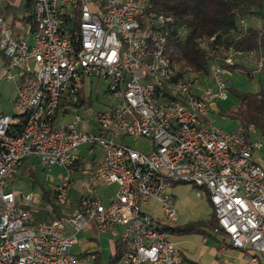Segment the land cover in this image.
Here are the masks:
<instances>
[{
    "label": "built area",
    "instance_id": "built-area-1",
    "mask_svg": "<svg viewBox=\"0 0 264 264\" xmlns=\"http://www.w3.org/2000/svg\"><path fill=\"white\" fill-rule=\"evenodd\" d=\"M150 7V0H34L26 31L15 34L0 9V78L17 79L16 115L0 112V264H76V233L90 221L98 232H116L125 247L121 264H185L168 237L169 225L143 210L156 200L165 220H175L166 186L178 182L204 190L216 219L213 231L258 264L264 163L255 154L264 143L253 124L224 130L210 116L228 97L225 66L240 52L225 51L208 75L181 68L166 46L165 27L174 18L146 12ZM92 78L105 85L104 109L79 99L80 86ZM138 135L149 139L148 151L125 144ZM81 146L99 155L87 176L72 184ZM31 156L68 169L50 186L63 216L36 219L40 197L9 188L11 171ZM97 182L116 186L106 203L91 187Z\"/></svg>",
    "mask_w": 264,
    "mask_h": 264
},
{
    "label": "trees",
    "instance_id": "trees-1",
    "mask_svg": "<svg viewBox=\"0 0 264 264\" xmlns=\"http://www.w3.org/2000/svg\"><path fill=\"white\" fill-rule=\"evenodd\" d=\"M15 1L7 0L4 7L5 13L13 14V18L19 7ZM33 3L34 0H25V14L19 18L22 25L29 24ZM150 3L151 7L146 12L165 13L171 15L175 20L173 25L165 27L167 31L166 46L170 57L181 68L208 75L211 64L219 60L228 49H234L240 53L236 54L235 59L237 60L234 59L232 64L225 66L228 73L241 71L248 77H253L254 72L259 75L264 74V0H150ZM146 12L145 14H147ZM252 18H261L263 21L261 23L260 19H257L254 26L247 24L248 19ZM241 19L244 20V24H241ZM10 22L14 26V22ZM258 23L260 24L259 28ZM180 26L186 29L183 35L177 32ZM247 55L248 58L251 55L255 59L253 69L245 65H252L244 61V57ZM240 58L243 59L239 60ZM258 66H260L259 69ZM227 93L228 96L230 93L236 96V105L223 110L218 102L216 110L212 112H216L218 116L234 118L237 120V125L243 127L253 124L258 133L255 136L264 140V87H261L257 92H238L227 86ZM80 164L81 160L78 159L75 166L78 167ZM14 169L8 177V184L14 177ZM75 181L73 179L72 184ZM71 190L72 188L70 193ZM40 200L41 203L39 202L36 207L33 206L36 219H51L64 215L50 188H43ZM209 224L212 229L216 226L213 212ZM124 250V245L115 241L111 262L120 261ZM90 253L94 255L92 264H99V252L92 251Z\"/></svg>",
    "mask_w": 264,
    "mask_h": 264
},
{
    "label": "rangeland",
    "instance_id": "rangeland-1",
    "mask_svg": "<svg viewBox=\"0 0 264 264\" xmlns=\"http://www.w3.org/2000/svg\"><path fill=\"white\" fill-rule=\"evenodd\" d=\"M24 11V6L21 4L16 13L21 16L24 14ZM11 17L12 16L9 15L7 16V19L11 21ZM257 19H260L259 22L262 23L263 19ZM257 19H248L247 24L254 26ZM26 29L27 26H25L23 29V26L19 23L18 19L14 22V34L22 33V31H25ZM232 58L234 60L236 55H234ZM242 59L243 58H240L239 60ZM244 61L252 64H245L248 68L253 69L255 67V59H253L251 55L249 58L248 55L245 56ZM226 79L228 86L237 90L238 92H257L261 87H264V74L259 75L257 72H254L253 77H248L241 71H233L226 74ZM203 84L210 86L211 81H204ZM104 87L105 85L103 84V81L99 80L98 78H92L90 82L85 80L79 89V99L84 101V106H90L92 109L97 110L104 109L109 102L107 96L103 94ZM15 88V80L12 79L5 81L4 79L0 78V111L4 112L5 114L11 115L14 113V104L12 98L14 96ZM236 103V96H234L233 93H230L227 99L221 100L219 102V105L223 110H226L229 107H234ZM70 116L71 114L68 113L63 117V119L67 120L70 118ZM210 116L212 117L214 124L224 130H230L237 125V120L234 118L218 116L216 112H211ZM125 144L143 152H146L150 149L149 139L141 135L127 136L125 138ZM80 151L83 152L82 154L84 155L85 159L91 157V155H88L86 152L85 146H81ZM97 155L98 151L95 152V156ZM255 157L259 163H264V145L261 150L256 153ZM79 166L81 167V170L82 167H84L83 163H81ZM14 171V177L10 179L11 189L17 193L32 192L40 197L43 192V188L49 189L50 186H52L61 178V176L68 172V169L65 166L59 165H42L39 157L31 156L29 158H25L22 165L14 169ZM75 176L76 174H71V177L75 178ZM91 187H93L94 193H96L98 198H100L104 203H106V201L110 198V194L114 192L115 188V186L112 184H104L101 182L93 183ZM166 188L172 194L174 198V208L180 215H189V217H192L194 214L198 217H204L207 215L209 208L208 200L204 190L201 187H195L188 182H178L167 184ZM75 196H77V190L71 191L70 200L72 203L74 202ZM40 201L35 203L33 206L36 207ZM143 210L150 213L155 219L166 222L170 227L174 225L175 221L165 220L160 209V204L156 200H150L146 205L143 206ZM86 229H84L85 232L82 230L81 232L76 233L77 239L87 234L93 237L95 240H98L100 242V247L102 249L104 258L101 264H105L108 260L109 236L98 232L92 221L89 222V228ZM172 233L173 232L169 231V236L172 235ZM81 247L82 246L80 243L74 245L71 250L72 255H77L78 253L76 251H79ZM81 261L82 260L78 258L76 262L80 263ZM85 262L90 264L89 260H86ZM92 263L93 262H91V264Z\"/></svg>",
    "mask_w": 264,
    "mask_h": 264
},
{
    "label": "crops",
    "instance_id": "crops-1",
    "mask_svg": "<svg viewBox=\"0 0 264 264\" xmlns=\"http://www.w3.org/2000/svg\"><path fill=\"white\" fill-rule=\"evenodd\" d=\"M15 3L16 5L18 4L19 6L18 8H20L21 4H23V6L25 5V0L24 2L23 0H16ZM15 3L13 4L14 6H15ZM5 5H6V2L0 6V9L2 13L6 16V18L7 16L11 15L12 16L11 21L15 22L17 19L19 21V18H21L23 15L20 16L17 13H15V17L13 18V14L5 13V10H4ZM24 14H25V11H24ZM19 23L22 25L20 21ZM22 26L24 29L25 25H22ZM23 32L24 31H22V33ZM2 63H3V58H2V54L0 53V68L2 66ZM13 80H15V87H16L17 79H13ZM13 112L14 113H12L11 116L16 115L14 109H13ZM82 153L83 152L80 151V154L82 155L80 160H81V163H83L84 167H82V170H81L80 166L79 167L75 166L72 172L70 173L71 180L76 179L77 181L78 179L84 177V175L87 176L88 172L92 169L97 156L99 155V153L97 156L93 154H88V155H91V157L85 159ZM71 174H76L75 178L71 177ZM10 188H11V185H10ZM115 189H116V186L114 188V192L110 194V198L113 197L115 193ZM73 190H76L75 184L71 191ZM76 198L77 196H75V199ZM110 198L106 202H108ZM72 204H74V202ZM208 205H209L208 212H207V215H205L204 217H198L195 214L192 217H189V215L187 216L180 215L175 209L176 219L173 220L175 221L174 225L172 227L170 226L168 227L169 229L167 230V233L169 231L173 232L172 235L170 236L168 234V237L176 245V247L180 249L185 264H249L248 263L249 254L246 250H242L240 248L232 246L228 242L227 236H225L224 233L213 231V229L211 228V225L209 224V222L212 219V212H213L212 206L209 200H208ZM83 231L85 232V230ZM100 233H104L105 235L109 236L108 238L109 239L108 241L109 242L108 260L106 261L105 264H121L120 261L111 262V258L114 252L116 236H117L116 232L106 231V232H100ZM77 243H80L82 246L79 251H76L78 254L75 256L77 257V259L79 258L80 260H82L80 263L76 262L77 264H89L85 262L86 260H89L91 264V262H93V258H91L90 255L92 253L90 252L92 251L99 252L100 254L99 264L103 262L104 260L103 252L100 247V242L98 240H95L93 237L85 234L81 238H78L77 242L74 245H76ZM258 264H264V252L258 254Z\"/></svg>",
    "mask_w": 264,
    "mask_h": 264
}]
</instances>
